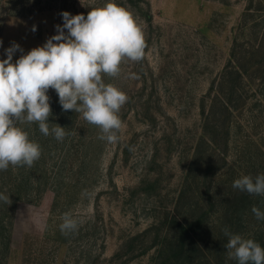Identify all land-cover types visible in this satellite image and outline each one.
<instances>
[{"label":"rangeland","instance_id":"1","mask_svg":"<svg viewBox=\"0 0 264 264\" xmlns=\"http://www.w3.org/2000/svg\"><path fill=\"white\" fill-rule=\"evenodd\" d=\"M108 2L0 0V59L13 43L23 50L13 62L43 46L62 26V12L87 16ZM114 2L132 12L146 40L142 61H125L119 77H102L129 98L119 112V141L100 140V129L81 113L63 141L29 138L51 147L21 183L13 166L0 171L9 197L0 202V264H154L166 241L165 218L197 206L210 209L212 221L227 208L220 195L248 174L250 159L264 155V0ZM229 62L243 77L224 74ZM216 90L230 111L214 100ZM204 130L215 144L202 143L207 156L186 180ZM206 165L216 170L206 173ZM64 213L79 222L77 231L61 233ZM246 224L250 231L253 223ZM224 230L203 228L209 236Z\"/></svg>","mask_w":264,"mask_h":264},{"label":"clouds","instance_id":"2","mask_svg":"<svg viewBox=\"0 0 264 264\" xmlns=\"http://www.w3.org/2000/svg\"><path fill=\"white\" fill-rule=\"evenodd\" d=\"M61 16L62 26L56 25L57 34L43 46L13 62L14 53L23 52L13 43L5 50L7 58L0 59V171H6L10 165L31 168L41 157L40 145L30 140L18 123H38L44 136L54 135L57 141H63L67 135L58 124L49 127V89L55 90L64 111L81 113L89 124L98 127L100 140L119 141L118 133L123 127L119 112L129 98L102 77H119L122 63L143 60L144 32L132 12L114 0L92 8L87 16L69 12H62ZM32 30H36L35 26ZM232 187L264 196V174L255 180L244 175L234 180ZM0 201L8 203L9 197L0 194ZM251 211L257 220H264V212L259 208L253 206ZM78 227L75 218L63 214L59 225L62 234L75 232ZM224 234L229 237L225 245L229 259L238 264H264V247L258 242L227 229Z\"/></svg>","mask_w":264,"mask_h":264},{"label":"trees","instance_id":"3","mask_svg":"<svg viewBox=\"0 0 264 264\" xmlns=\"http://www.w3.org/2000/svg\"><path fill=\"white\" fill-rule=\"evenodd\" d=\"M262 35H264V33H262ZM229 73L235 74L239 76V78L243 77V70H241L239 66H236L233 63H230L229 65H227L226 69H224V74L227 75ZM228 85H230L231 87L233 86L231 82ZM230 90L232 89L230 88ZM216 91H218V94H215L216 99L214 100L218 101L223 110H225L226 112L230 111V102L221 98V96L219 95V93L221 94V90ZM49 97L50 106L52 109V114L49 117L50 129L54 127L55 124H58L61 127L65 128L66 133L70 132L72 130V128H70V125L73 124V121L76 118V113L72 110L64 111L59 103L58 95L55 94L54 96ZM212 101L213 100H211V102ZM210 113L213 114L212 110ZM207 114L209 113L207 112L204 114L205 118H207ZM17 126L26 131L29 135V138L35 136L39 138V136H44L39 130L38 123H32L30 125L27 123H18ZM205 134H207L208 136H206ZM225 134H228V128L226 127ZM214 139L215 138L213 136L209 135L208 132H205L204 130V134L200 136V139L196 143V148L192 157V163L188 166L187 169L188 176H185L186 180L189 177L191 171H193L192 167L195 166L194 168L196 169V163L198 162V160L205 155L207 156L205 150L202 148V143L207 144L211 149L215 144ZM227 141L228 139L225 136L223 138V142L225 145L227 144ZM35 142L40 145L41 154L45 147L46 149L51 147L49 145H46L45 141L43 140ZM44 153L48 154L47 152ZM256 155L257 154H255L254 156ZM42 161L39 159L34 163V166H38V164L42 163ZM255 161H258V163H256ZM203 163L205 162L203 161ZM246 166L248 167V174L246 175L251 176L253 180H255L258 175L264 174V155H262L261 160L258 158V156H256V159L254 160L250 159ZM42 167H44V165ZM76 167L80 171V164H78ZM10 168L12 169L11 165L9 166V169ZM14 168L16 169V174L19 175L20 183L22 182L24 173L30 174L29 172L32 169V167L28 168L27 166ZM205 168L206 169L204 171L206 173H213L216 170L211 166L207 167V165L205 166ZM219 169L220 167L217 170ZM192 177H194V175ZM183 192L184 190H181V193ZM227 193L228 194L226 195H224V193L220 195L221 197L218 200V202L220 203L227 202V208L218 210L219 212L216 218H213L212 221L208 219L210 209L204 210L197 206L192 208L191 212H189V214L185 216L172 213L169 218H165L167 224V229L165 231L166 241H164V247L160 249L162 251H159L160 253H158V257H156V261L154 262V264H238V261H236L235 259L234 261H232L231 259L228 260L227 258V249L225 248V245L228 242L229 237L225 234L222 235V233L217 234L215 231L209 236L208 233H205V231H203V228L207 227L208 224H213L214 227L218 228L221 226L222 228L227 229L232 234H237L238 232H240V228H242L241 233H246L245 239H253L254 241L258 242L261 247H264V220H257L251 211L252 207L255 206L262 212H264V196L248 194L246 192H241L239 189L227 190ZM0 194L6 196L5 192L1 191V188ZM247 220L249 221V223H253V228L250 231L244 230L245 227L248 226L246 224L248 222ZM201 233L206 234V236L208 237L207 241L203 239L202 236H200Z\"/></svg>","mask_w":264,"mask_h":264}]
</instances>
